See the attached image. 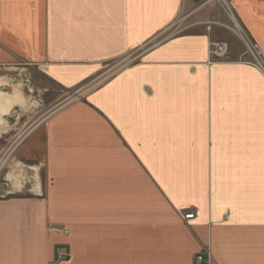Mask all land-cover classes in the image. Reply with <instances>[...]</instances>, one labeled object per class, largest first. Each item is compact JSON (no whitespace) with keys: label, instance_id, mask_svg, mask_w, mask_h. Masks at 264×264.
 <instances>
[{"label":"crops","instance_id":"crops-1","mask_svg":"<svg viewBox=\"0 0 264 264\" xmlns=\"http://www.w3.org/2000/svg\"><path fill=\"white\" fill-rule=\"evenodd\" d=\"M193 3L0 0V264H264V75L159 42ZM228 3L264 54V0Z\"/></svg>","mask_w":264,"mask_h":264},{"label":"rangeland","instance_id":"rangeland-1","mask_svg":"<svg viewBox=\"0 0 264 264\" xmlns=\"http://www.w3.org/2000/svg\"><path fill=\"white\" fill-rule=\"evenodd\" d=\"M193 1H194V3L192 5V7L188 10L183 11L181 13V15L179 17H177V22L175 21L176 23L170 27L169 31L167 33H165V36L161 35L159 42H163V41L169 40L171 38H175V37L180 36V35H185L186 33L187 34L198 33L201 30L202 31L205 30L207 32V35H210V37H211V41L208 44V54H209L210 58H212L210 55V48H211L212 44H225L228 46V49H229L228 50L229 51L228 58L230 57L231 49H233V50H238V52L241 53L240 59L242 61L248 62L250 60V58L247 55H244V53H245L244 47L242 46L238 36L236 35V33L233 30L234 26H233V22L231 20L232 18L230 17L229 13L227 12V10L224 7V5L222 4V2L220 0H193ZM227 3H228V0H227ZM228 6L230 8L229 3H228ZM230 10H231L233 17H235V14L233 13L231 8H230ZM186 18H189V20H191L192 23H189V20L187 22H184V20H186ZM235 20H236V18H235ZM196 27L198 29L190 31L191 29L196 28ZM249 39L253 42V40L251 38H249ZM253 43L260 49V47L255 42H253ZM260 52H261L262 58L264 60V54L262 53V51H260ZM228 58H226V59H228ZM124 59H126V57ZM123 60L118 62L115 67H114V65H112V67H111L112 69L109 68L108 70H110V71L112 70L114 72V70L123 68L125 66H128V65L134 63L136 58H134V56H130V57H128V59L126 61H123ZM108 73L109 72H106V75ZM89 87H95V86H93V84H91V82H90L85 87L77 89L76 91H70L68 93H64L62 100L58 99L57 105L61 108V106L63 105V100L65 101L66 99H68V101L66 100L65 102H69V103H66L65 104L66 106H63V107L69 106L68 104H71L72 101L73 102L78 101L76 99H78L84 93H87L90 90V89H88ZM76 92H79L80 95L78 97H73V94ZM2 102H3V104H2ZM4 102H5V99L0 97V109H1V111L5 112L6 110H5ZM73 102H72V104H73ZM56 109L57 108H55L53 110L48 109V111H47L48 115H50ZM4 112H2V113H4ZM13 129H16V128H13ZM12 132H11V140L14 141V140H16L15 138H17V136L13 137V135H15L17 132H13V133ZM0 167H1L0 168V197H1L2 195H6L5 192L7 191L6 184L4 183V180L2 179V177H4V174L6 172L5 169L7 168L6 167L5 153H0ZM2 167H4V169H2ZM17 170L18 169H15V165L13 163H11V174L13 176H18V177L23 176L20 173H18ZM19 182H21V181H19ZM19 185H20V183L19 184L16 183L14 185V187L11 188V193ZM22 195H26V192H24ZM60 231H61V234H62V232L66 233L65 229H62V230L60 229ZM57 251L59 253H62L63 255L69 254L65 248L59 249ZM200 253H202V252H200ZM209 258H210L209 255L208 256L205 255V263L204 264H211L210 262L208 263V260H210ZM56 260H57V258H56ZM56 262L57 261H55L53 264H55ZM193 264H194V261H193Z\"/></svg>","mask_w":264,"mask_h":264},{"label":"built area","instance_id":"built-area-1","mask_svg":"<svg viewBox=\"0 0 264 264\" xmlns=\"http://www.w3.org/2000/svg\"><path fill=\"white\" fill-rule=\"evenodd\" d=\"M224 7L226 8L227 12L229 13L230 17L232 18L233 22V30L238 36L242 46L244 47V55H247L250 60L247 62L254 67H256L263 75H264V60L262 58L261 50L249 39L250 37L247 35L245 30L241 27V25L235 20V17H233L231 10L228 6L227 0H220ZM228 46L225 44H212L210 48V55L213 59H216L217 61H225V59L228 57L229 51ZM130 57V56H128ZM124 59L123 61H126L128 59ZM80 92V91H79ZM79 92H76L73 94V97H78L80 95ZM195 214L190 211L186 215H184L183 219L184 221L188 222L189 220H192L194 218ZM68 258V255H63L62 253H59L57 255V262L65 261ZM204 258V259H203ZM194 264H204L205 263V254L199 253L193 258Z\"/></svg>","mask_w":264,"mask_h":264},{"label":"bare ground","instance_id":"bare-ground-1","mask_svg":"<svg viewBox=\"0 0 264 264\" xmlns=\"http://www.w3.org/2000/svg\"><path fill=\"white\" fill-rule=\"evenodd\" d=\"M26 84V83H25ZM16 85V84H15ZM18 97V96H17ZM35 105V104H34Z\"/></svg>","mask_w":264,"mask_h":264}]
</instances>
